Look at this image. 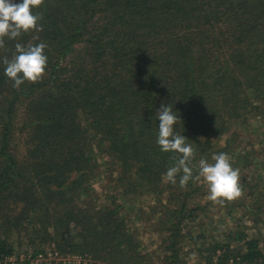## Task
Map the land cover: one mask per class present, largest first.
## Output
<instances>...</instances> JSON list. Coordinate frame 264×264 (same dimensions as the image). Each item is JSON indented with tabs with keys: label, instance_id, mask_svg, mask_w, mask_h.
<instances>
[{
	"label": "trees",
	"instance_id": "obj_1",
	"mask_svg": "<svg viewBox=\"0 0 264 264\" xmlns=\"http://www.w3.org/2000/svg\"><path fill=\"white\" fill-rule=\"evenodd\" d=\"M33 13L43 30L5 37L0 48V264L14 253L12 228L60 252L87 251L97 264H136L144 255L115 200L80 211L67 201L87 194L103 162L97 152L116 161L112 182L121 194L160 184L176 165V154L157 144L162 104L172 107L175 131L196 151L193 177L199 160L214 154L226 153L233 168L255 165L246 148L218 150L210 139L226 131L224 122H264V0H44ZM17 43H45L48 58L43 79L18 88L3 63ZM182 175L169 182L178 218L163 240L167 264H187L179 259L187 239L206 264H213L209 251L216 264H264V245L244 230H218L205 245L203 229H184L186 216L203 206L192 196L199 180L182 188Z\"/></svg>",
	"mask_w": 264,
	"mask_h": 264
},
{
	"label": "rangeland",
	"instance_id": "obj_2",
	"mask_svg": "<svg viewBox=\"0 0 264 264\" xmlns=\"http://www.w3.org/2000/svg\"><path fill=\"white\" fill-rule=\"evenodd\" d=\"M21 115L23 119L24 113H21ZM263 124V120L258 117H250L247 125L239 124L237 121L224 122V125H227L226 131L211 136V145L218 148V150L223 146H228V149L231 150L246 148L245 151L249 153L248 157H255L256 160L252 161L255 165H251L248 160L249 165H244L241 161L236 164L234 169H239V183L243 189V194L234 201H226L224 205L213 203L209 199V188L203 178L197 182L196 189H198L199 194H192V196L199 195L196 198L199 200L195 203H199L204 209L199 207L193 216H186L184 229H203L204 240L202 243H205V245L214 237H218V230L229 228L244 230L250 237L255 236L259 239V247L264 245ZM190 142L193 143V141ZM95 156L97 162H103L98 165L94 178L88 184L87 194H80L75 199L67 201L68 206H74L75 211H80L79 207H83L89 202L97 205H111L115 200L121 207L119 209L121 218L132 230L133 247L139 246L140 249L137 248V251L139 250L144 255L141 259L139 258L136 264H141L146 259L147 264H167V257L171 252L166 249L167 246L165 245L167 243L165 244L163 240L168 238L170 221L174 222L178 218L174 217V211L178 205L176 190L171 188L166 176H163L164 178L160 184L149 189V191L143 189L140 192L131 191L126 195L121 194L120 188L119 190L116 189V182H112L118 180L119 170L116 167V161L107 158L106 154L100 157L98 152ZM24 160L22 161L24 162ZM28 162L27 159L26 163ZM209 163H214V161L212 160ZM231 164L233 165V162ZM24 173L31 172L26 171ZM189 202L190 199H188ZM230 205L234 207H231L229 215L227 206ZM57 207L59 206H55V208ZM190 207H193V201ZM204 211L206 215L208 214L207 217L197 216L196 213H204ZM198 223L201 225L199 228L197 227ZM71 224L72 226L75 225L73 222ZM9 234L13 242L14 253L5 260L8 264H26V260H29L30 264H81L94 263L95 261L97 264L99 263L97 261H100L93 259L87 251L77 255L60 252L48 242L42 243L39 238L34 239L35 235L30 231L12 228ZM38 245L39 247H37ZM192 245L189 239L182 242L179 259L186 261L187 264H206L204 258L200 257L198 261L196 260L197 254H195ZM34 249L39 250L36 255H33ZM128 249L130 251L129 246ZM209 254L213 260L212 263L216 264V255L210 251ZM226 264H247V262H233L230 259Z\"/></svg>",
	"mask_w": 264,
	"mask_h": 264
},
{
	"label": "clouds",
	"instance_id": "obj_3",
	"mask_svg": "<svg viewBox=\"0 0 264 264\" xmlns=\"http://www.w3.org/2000/svg\"><path fill=\"white\" fill-rule=\"evenodd\" d=\"M44 0H0V48L4 47V38L16 39L21 33L30 31L39 32L43 28L38 24L41 17L33 13V9L39 8ZM47 45L39 43L25 47L19 43L15 45L16 53L9 60L3 59L5 75L14 81L13 87L18 88L25 81L32 83L43 79L48 58L44 53ZM159 119L157 144L162 152L176 154V165L166 172V179L173 185L177 183L178 173L180 186L186 187L191 179H201L207 182L209 199L216 204L234 201L242 196L243 189L240 186L239 169H234L230 163V157L226 153L214 154L209 163L206 159L198 162V175L193 177L192 163L196 151L187 139L175 131L174 126L179 122L178 116L170 105L162 104L156 113Z\"/></svg>",
	"mask_w": 264,
	"mask_h": 264
},
{
	"label": "built area",
	"instance_id": "obj_4",
	"mask_svg": "<svg viewBox=\"0 0 264 264\" xmlns=\"http://www.w3.org/2000/svg\"><path fill=\"white\" fill-rule=\"evenodd\" d=\"M247 264H262L260 261H254V262H250V263H247Z\"/></svg>",
	"mask_w": 264,
	"mask_h": 264
}]
</instances>
